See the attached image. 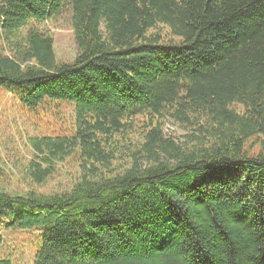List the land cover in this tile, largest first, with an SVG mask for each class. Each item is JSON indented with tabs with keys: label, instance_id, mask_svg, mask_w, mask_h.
Segmentation results:
<instances>
[{
	"label": "trees",
	"instance_id": "obj_1",
	"mask_svg": "<svg viewBox=\"0 0 264 264\" xmlns=\"http://www.w3.org/2000/svg\"><path fill=\"white\" fill-rule=\"evenodd\" d=\"M0 89L72 107L67 133L28 138L25 178L76 166L45 194L5 189L0 167V244L34 229L33 264H264V154L247 146L264 136V0H0Z\"/></svg>",
	"mask_w": 264,
	"mask_h": 264
},
{
	"label": "rangeland",
	"instance_id": "obj_2",
	"mask_svg": "<svg viewBox=\"0 0 264 264\" xmlns=\"http://www.w3.org/2000/svg\"><path fill=\"white\" fill-rule=\"evenodd\" d=\"M45 28L54 37V53L58 61L70 63L76 53L73 33L63 20L47 23ZM41 105L34 111L21 107L6 91L0 89V167L3 186L7 190L23 192L35 189L51 193L62 191L76 175V166L70 160L56 166L54 175L41 185L31 184L24 176L26 162L30 158L28 138L65 134L72 124V107L66 104ZM168 133L181 134V130L167 123ZM247 146L253 154H264V136L248 140ZM34 229L3 230L1 233L0 257L8 258L12 264H33L37 247Z\"/></svg>",
	"mask_w": 264,
	"mask_h": 264
}]
</instances>
